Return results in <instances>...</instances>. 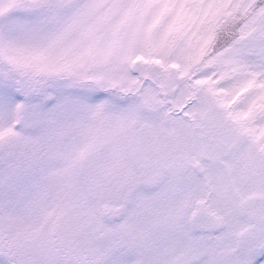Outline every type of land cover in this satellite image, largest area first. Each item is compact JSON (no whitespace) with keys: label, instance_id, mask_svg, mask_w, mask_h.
<instances>
[{"label":"snow or ice","instance_id":"6c2138e0","mask_svg":"<svg viewBox=\"0 0 264 264\" xmlns=\"http://www.w3.org/2000/svg\"><path fill=\"white\" fill-rule=\"evenodd\" d=\"M0 264H264V0H0Z\"/></svg>","mask_w":264,"mask_h":264}]
</instances>
